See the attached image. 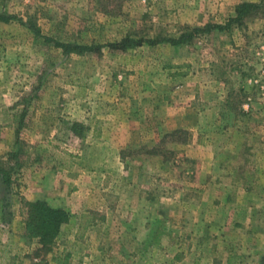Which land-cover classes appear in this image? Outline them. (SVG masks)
<instances>
[{
  "label": "rangeland",
  "instance_id": "374dc122",
  "mask_svg": "<svg viewBox=\"0 0 264 264\" xmlns=\"http://www.w3.org/2000/svg\"><path fill=\"white\" fill-rule=\"evenodd\" d=\"M242 3L260 9L187 45L69 55L56 45L223 26ZM0 13L17 18L0 22V168L10 177L0 182V264H262L264 0H0ZM115 110L134 129L124 169L88 187L85 161L98 149L83 140ZM177 129L179 141L164 137ZM74 167L84 185L73 189L62 171ZM31 173L43 175L39 200L69 214L37 255L24 234Z\"/></svg>",
  "mask_w": 264,
  "mask_h": 264
},
{
  "label": "trees",
  "instance_id": "16d2710c",
  "mask_svg": "<svg viewBox=\"0 0 264 264\" xmlns=\"http://www.w3.org/2000/svg\"><path fill=\"white\" fill-rule=\"evenodd\" d=\"M259 9L260 5L258 4L242 3L236 7L235 16L228 19L226 24L223 26L205 25L202 28H190L187 26H182L178 34L173 37L158 36L153 39L145 40H134L130 37H124L119 41H115L104 46L62 43H57L56 45L57 47L61 48L62 52L65 55L99 53L104 47H107L109 50L112 51L123 52L128 49L140 46L142 44H147L149 46L168 44L173 47H178L190 44L199 35L210 34L212 31L223 32L229 30L233 24H240L245 18L250 17L251 15H255ZM13 20H17V18H15V16L0 13V22L9 23ZM23 24L28 30L32 32V34H34L35 36L39 35V29L33 22L28 20L26 23ZM70 132L79 139H83L86 136L87 129L83 128V126L77 123H72L70 126ZM179 135H186V131L182 129H177L169 134H166L164 137H176V139L178 140ZM181 143L185 144L186 140ZM161 153L162 152L160 150H156L154 148L147 152V154L151 156H158L161 155ZM1 170L2 169L0 168V182L7 187L10 184V177L7 173L1 172ZM24 206L26 208V216L24 220V234L27 239L36 241L37 248H35L32 253H34V255H37L41 251L49 250V247L52 245V243L58 236L61 226L68 222L69 214L64 209L51 207L50 205H48L47 202L43 200L25 201ZM90 220L91 219L89 216L86 217L84 229L88 227L89 223L91 222ZM262 264H264V255L262 258Z\"/></svg>",
  "mask_w": 264,
  "mask_h": 264
},
{
  "label": "crops",
  "instance_id": "0c3cea01",
  "mask_svg": "<svg viewBox=\"0 0 264 264\" xmlns=\"http://www.w3.org/2000/svg\"><path fill=\"white\" fill-rule=\"evenodd\" d=\"M118 110H120V108ZM117 113L118 111L115 110L112 114L108 115L106 117V123H104L102 129L96 131L97 133H95V135L93 134V131L92 133L90 132L88 136L85 137L86 139L83 140L87 149L90 147L98 149V153L95 156H88V159L85 161L88 165L86 170H89L91 167L90 170L95 171L94 173H89V171L86 174V176L88 175V181L86 183V186L88 187L95 188L97 186L95 179L99 180L103 175L104 179H106L107 175L111 174L115 167L117 168L121 166L120 168L124 169L122 164L123 159L120 156V152L131 144L134 136V129L130 121L120 123L121 121L117 116ZM93 137L96 138L95 141H91ZM90 163L94 164L95 167L93 168V166H89ZM73 169L72 172L70 171L71 173H68V171L62 172L65 173L63 174L64 181L71 182V184L66 185H71L74 189V186L79 188L82 184L84 185V180L81 175L82 171L80 172L79 170H76L75 167ZM40 176L41 177L39 178V176L36 177L35 174L31 173L26 179V182L31 184L28 190L29 195H26L28 201H35L41 198L46 199L44 198L45 188L43 186V175L41 174ZM64 185L65 182L63 186ZM33 186H36L37 190H34ZM33 191L36 192L33 193ZM170 246H172V244H170ZM175 260V263L180 264L183 262L184 258L181 255H176Z\"/></svg>",
  "mask_w": 264,
  "mask_h": 264
}]
</instances>
